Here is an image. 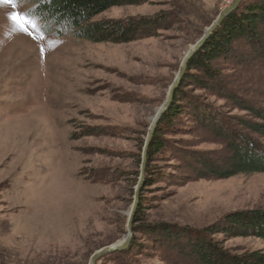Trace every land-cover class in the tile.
<instances>
[{"label":"rangeland","instance_id":"obj_1","mask_svg":"<svg viewBox=\"0 0 264 264\" xmlns=\"http://www.w3.org/2000/svg\"><path fill=\"white\" fill-rule=\"evenodd\" d=\"M234 1L148 0L94 18L156 20L124 44L59 36L30 0L0 2V264H92L129 234L97 264H195L204 240L220 264L264 254V239L227 222L264 215V174L219 180L203 167L230 156L229 134L264 146L241 125L248 107L264 109V61L239 39L211 63L214 78L191 59L183 71ZM14 11L30 13L31 35Z\"/></svg>","mask_w":264,"mask_h":264},{"label":"trees","instance_id":"obj_2","mask_svg":"<svg viewBox=\"0 0 264 264\" xmlns=\"http://www.w3.org/2000/svg\"><path fill=\"white\" fill-rule=\"evenodd\" d=\"M30 1L35 5L33 13L43 21L47 29L61 28L62 34L58 33L59 36L66 33L92 43H130L143 37L145 31L156 24V20L152 18L130 20L126 23L115 20L93 21L97 15L110 8L137 6L148 0ZM239 39L250 41V45L257 52V57L264 61V0L247 6L239 15L236 12L230 15L215 35L191 58L188 69L202 70L208 77L214 78L216 73L211 68V63L227 53L233 43ZM177 93L174 95L175 102ZM247 111L252 115L253 120H243L241 125L264 140V109L248 107ZM167 117L168 115H165L160 123H163ZM227 138L230 156L221 165L205 163L203 167L208 171L205 177L220 180L238 175L264 174V146H260L247 135L229 134ZM159 139L156 138L149 147V151L154 154L163 148ZM237 140L239 142H236ZM227 222L243 237L264 239V215L252 218L233 217L232 221L228 219ZM208 249L210 250V245L205 240L199 246L193 247L195 264H220L218 255L211 250L210 253ZM224 264H264V254L255 252L242 258L228 260Z\"/></svg>","mask_w":264,"mask_h":264},{"label":"water","instance_id":"obj_3","mask_svg":"<svg viewBox=\"0 0 264 264\" xmlns=\"http://www.w3.org/2000/svg\"><path fill=\"white\" fill-rule=\"evenodd\" d=\"M242 0H235L233 2V4L227 8L221 15L220 17L217 19V21L211 26V28L204 34V36L196 43V45L189 51V53L186 56V59L184 61V65H183V71L186 69L187 64L189 62V60L198 52L200 51V49L205 45V43L207 42L208 38L210 37V35L213 33V31H215L223 22V20L229 15L231 14L233 11H235L239 5L241 4ZM181 72L180 77H182L184 72ZM180 80V78H179ZM178 80V81H179ZM178 83V82H177ZM177 83L175 85H177ZM175 87V86H174ZM174 89V88H173ZM173 92V90H172ZM172 98V93L169 96V101ZM168 107V105L166 104V106L163 108V110L161 111L160 115L157 117V121L159 120L160 116L162 115V113H164L165 109ZM136 204L137 202H135L133 210H132V215L134 214V211L136 209ZM133 217V216H132ZM131 238V234L128 235L127 240L122 244V245H115V246H111L105 249L100 250L99 252L96 253V255L93 257L92 259V264H97V262L100 260L101 257H103L104 255L119 251V250H123L125 248H127V246L129 245V241Z\"/></svg>","mask_w":264,"mask_h":264},{"label":"snow or ice","instance_id":"obj_4","mask_svg":"<svg viewBox=\"0 0 264 264\" xmlns=\"http://www.w3.org/2000/svg\"><path fill=\"white\" fill-rule=\"evenodd\" d=\"M0 2L4 4L10 5L12 8H16V0H0ZM30 13H21L14 11L13 13L10 14V19L14 24L21 25L19 27V30L31 35V32H29V25H31L33 28H35V23L29 19Z\"/></svg>","mask_w":264,"mask_h":264}]
</instances>
